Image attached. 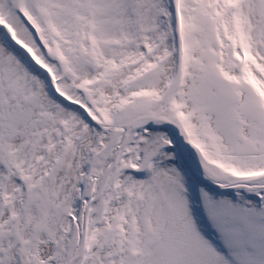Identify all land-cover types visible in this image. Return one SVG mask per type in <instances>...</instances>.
Wrapping results in <instances>:
<instances>
[{
  "label": "snow or ice",
  "instance_id": "obj_1",
  "mask_svg": "<svg viewBox=\"0 0 264 264\" xmlns=\"http://www.w3.org/2000/svg\"><path fill=\"white\" fill-rule=\"evenodd\" d=\"M0 264H264V0H0Z\"/></svg>",
  "mask_w": 264,
  "mask_h": 264
}]
</instances>
